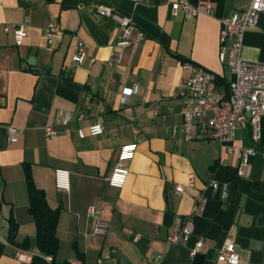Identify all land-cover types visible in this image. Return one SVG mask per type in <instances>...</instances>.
<instances>
[{"label":"crops","instance_id":"1","mask_svg":"<svg viewBox=\"0 0 264 264\" xmlns=\"http://www.w3.org/2000/svg\"><path fill=\"white\" fill-rule=\"evenodd\" d=\"M176 1L0 0V264L77 259L83 264H226L218 261V250L227 240L235 241L239 264H264V116L259 143L250 123L237 131V147L257 149L240 177L237 156L219 140L200 127L186 140L180 95L190 75L184 63L214 72L218 91L229 95L234 74L220 60L221 19L248 9L250 0H211L216 4L211 15L192 18L182 11L172 15ZM100 5L112 6L136 25L121 63L113 67L106 62L120 28L98 12ZM26 20L27 36L18 45L13 29ZM51 23L63 32L52 44L44 35ZM80 42L88 55L71 68ZM242 57L264 62V13L246 31ZM134 85L137 91L124 102L125 89ZM61 110L71 111L74 122L48 136L45 128L56 124ZM97 122L103 134L79 136V129ZM11 127L21 129L16 142L10 141ZM132 142L138 151L128 163L127 182L112 187L108 179L121 147ZM26 166L50 206L60 211V246L53 261L37 247ZM58 168L70 171L69 191L56 186ZM214 180L227 184L226 199L221 188L212 187ZM90 206L102 207L110 221L103 237L92 234ZM186 219L193 220L194 233L185 242H170L169 236L182 237ZM200 238L204 248L192 256ZM20 249L32 253L30 262L16 258Z\"/></svg>","mask_w":264,"mask_h":264},{"label":"built area","instance_id":"2","mask_svg":"<svg viewBox=\"0 0 264 264\" xmlns=\"http://www.w3.org/2000/svg\"><path fill=\"white\" fill-rule=\"evenodd\" d=\"M215 2L203 0L197 4L189 0H179L171 5L173 16L183 12L185 18H192L201 14L211 15L215 9ZM98 12L107 17L113 18L120 28V35L115 48L107 59L106 65L113 67L120 64L124 50L131 44L132 35L135 30V23L132 19L117 13L112 6L100 5ZM264 13V0H250V6L244 11L235 12L229 17L221 19L222 28L220 31V60L226 64L234 74L230 83L228 96L222 95L217 89V76L214 72L203 66L184 63V67L190 70L189 77L184 81V87L180 91L184 99L185 106L182 109L183 128L186 140L194 137V129L200 127V131L212 139H217L226 146L230 153H235L239 160L238 175L243 177L248 172L251 165V158L256 155V147H237L235 139L237 131L241 126L250 123L252 128V138L255 143H259L262 137V119L264 116V62L247 60L242 57V48L245 33L249 28L256 26L260 15ZM27 24L14 26L13 32L16 43L22 44L27 36ZM9 31L8 26L5 27ZM50 44L56 40H61L63 32L55 24L51 23L44 30ZM143 34H140V38ZM88 53L84 43L80 42L76 52L71 58L69 66L76 68L86 59ZM137 91V85L126 88L123 95L124 102ZM204 118H208L207 124L203 123ZM74 122L73 113L69 110H61L56 124L46 126V134L54 136L61 128L69 127ZM104 126L97 122L89 126L87 130L81 128L78 134L81 138L88 135L98 136L104 133ZM10 141L18 140L21 129L11 127ZM138 151V143L132 142L121 147L116 166L108 181L112 187L123 188L130 174L128 163L133 160ZM55 182L58 189L69 191L71 187L70 171L63 168L56 169ZM189 185H196L194 173L189 175ZM215 190L221 188V197H228L226 183L217 180L212 181ZM176 191L181 194L184 187L177 185ZM206 198H202V206ZM88 216L95 220L93 235L105 236L110 229V221L105 217V210L99 206H90ZM194 233V222L186 219L182 230V237L169 236L170 242H185ZM1 235V232H0ZM204 248V241L200 238L195 247L191 250L194 256ZM32 253L29 250L20 249L16 252V258L24 263L31 261ZM49 261H53L52 255H47ZM218 261L226 264H239L240 257L236 251L234 240H227L218 250ZM71 264H83L79 259L73 260Z\"/></svg>","mask_w":264,"mask_h":264},{"label":"trees","instance_id":"3","mask_svg":"<svg viewBox=\"0 0 264 264\" xmlns=\"http://www.w3.org/2000/svg\"><path fill=\"white\" fill-rule=\"evenodd\" d=\"M26 179L29 194V212L34 217L37 226V247L42 253L52 255L54 258L60 246V239L57 235L60 211L50 206L44 190L36 186L30 166H26ZM16 230V224L12 222L10 240L14 242Z\"/></svg>","mask_w":264,"mask_h":264}]
</instances>
